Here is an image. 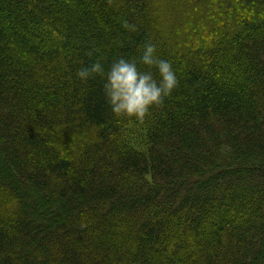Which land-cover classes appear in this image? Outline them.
<instances>
[{
    "label": "trees",
    "instance_id": "1",
    "mask_svg": "<svg viewBox=\"0 0 264 264\" xmlns=\"http://www.w3.org/2000/svg\"><path fill=\"white\" fill-rule=\"evenodd\" d=\"M146 43L141 123L76 73ZM0 264H264V0H0Z\"/></svg>",
    "mask_w": 264,
    "mask_h": 264
},
{
    "label": "clouds",
    "instance_id": "2",
    "mask_svg": "<svg viewBox=\"0 0 264 264\" xmlns=\"http://www.w3.org/2000/svg\"><path fill=\"white\" fill-rule=\"evenodd\" d=\"M138 64L148 69L154 67L159 79L151 70L142 71ZM76 75L85 83L93 75L100 76L104 99L111 112L117 117H135L141 123L151 107L162 105L179 83L171 62L156 55L153 43H146L138 58L121 56L107 70L97 58L90 66L78 69Z\"/></svg>",
    "mask_w": 264,
    "mask_h": 264
},
{
    "label": "rangeland",
    "instance_id": "3",
    "mask_svg": "<svg viewBox=\"0 0 264 264\" xmlns=\"http://www.w3.org/2000/svg\"><path fill=\"white\" fill-rule=\"evenodd\" d=\"M164 11H165V10H164ZM129 139H130V140H134V138L131 137V136H129ZM237 173H238L239 176H241V175H240V172H237ZM248 185H250V184H248Z\"/></svg>",
    "mask_w": 264,
    "mask_h": 264
}]
</instances>
